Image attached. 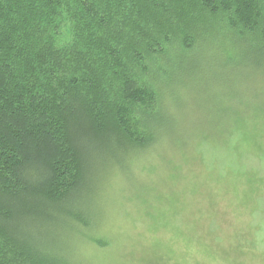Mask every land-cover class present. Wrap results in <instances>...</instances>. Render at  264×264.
I'll return each instance as SVG.
<instances>
[{
  "label": "trees",
  "instance_id": "1",
  "mask_svg": "<svg viewBox=\"0 0 264 264\" xmlns=\"http://www.w3.org/2000/svg\"><path fill=\"white\" fill-rule=\"evenodd\" d=\"M263 67L264 0H0V264H78L66 241L100 224L112 172L176 126L186 80ZM241 86L216 104L236 112L218 143L240 131L257 152Z\"/></svg>",
  "mask_w": 264,
  "mask_h": 264
},
{
  "label": "rangeland",
  "instance_id": "2",
  "mask_svg": "<svg viewBox=\"0 0 264 264\" xmlns=\"http://www.w3.org/2000/svg\"><path fill=\"white\" fill-rule=\"evenodd\" d=\"M231 76L224 87L194 77L186 80L190 87H176L186 91L173 114L176 126L162 128L161 146L126 161L125 174L112 172L95 202L100 224L86 229L81 242L66 241L74 262L264 264V67ZM238 85L254 104L240 128L260 136L257 152L240 131L218 143L223 130H235L236 112L222 114L216 104L222 96L234 107Z\"/></svg>",
  "mask_w": 264,
  "mask_h": 264
}]
</instances>
